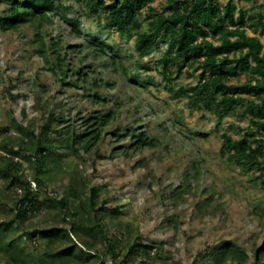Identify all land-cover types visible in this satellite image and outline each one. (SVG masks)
<instances>
[{
	"label": "rangeland",
	"instance_id": "374dc122",
	"mask_svg": "<svg viewBox=\"0 0 264 264\" xmlns=\"http://www.w3.org/2000/svg\"><path fill=\"white\" fill-rule=\"evenodd\" d=\"M226 1L217 0L220 4ZM58 2L69 6L68 17L78 19V30L53 15L39 33L51 60L55 50L64 66L73 67L64 82L60 71L49 70L38 54L40 43L33 42L36 27L0 24V157L9 155L21 162L39 200L65 194L70 169L78 165L77 184L82 194L99 186L97 205L117 207L114 216L100 212L94 217L103 224L108 238L116 237L114 255L109 241L97 240L94 257L75 264H112L126 254L128 245L138 252L126 254L127 264H253L254 248L264 243V187L256 179L261 172L264 175V165L259 168L229 161L222 150L223 132L235 139L245 137L252 145H264V130L251 124V114H238L246 103L221 117L204 106H194L188 95L167 88L160 61L167 50L165 44H155L141 55L135 48V35L106 26L101 11L91 12L79 0ZM262 2L238 1L237 5L247 14L264 15ZM9 4L10 0H0V15ZM151 5L166 9L168 0H152ZM146 12L144 7L138 17ZM258 31L247 29L248 34L263 40L264 34ZM100 43L106 51L99 49ZM79 69L85 74L78 73ZM171 69L170 84L176 91L198 81V67L185 65L179 74ZM246 79L240 71L231 77L232 82ZM95 89L103 97L97 102L88 96ZM260 94L264 97V91ZM243 95L253 98L250 93ZM96 112L110 116L101 139L87 152L53 148L58 160L46 186L33 178L36 164L24 158L28 151L4 149L5 143H27L42 134L56 143L67 137L65 126L79 130L82 120ZM138 138L148 144L135 143ZM96 145L99 154L93 151ZM20 192L0 178L2 203L13 205ZM5 216L0 210V220ZM57 217L60 215L51 205L44 204L26 226H49ZM22 232V227H16L9 236ZM226 241L244 249L247 257L240 263L219 261L215 251ZM20 243L34 258L45 248L38 235L31 240L22 236ZM148 243L154 246L145 254L140 244ZM260 259L264 263V254ZM0 264H4L2 253Z\"/></svg>",
	"mask_w": 264,
	"mask_h": 264
},
{
	"label": "trees",
	"instance_id": "16d2710c",
	"mask_svg": "<svg viewBox=\"0 0 264 264\" xmlns=\"http://www.w3.org/2000/svg\"><path fill=\"white\" fill-rule=\"evenodd\" d=\"M57 1L59 0H10V4L0 15V24L16 27L30 23L36 27L33 42L40 43L38 54L49 70L54 73L60 71V80L64 82L68 71L73 70V67L64 66L63 58L55 50L54 59L51 60L39 33L41 25L53 15L61 16L78 30V19L68 17L69 6ZM79 1L91 12L101 11L106 26L127 36L134 34L135 48L141 55L147 54L155 44H165L167 50L160 61L170 91L188 95L194 106H204L218 117L236 112L237 105L245 102L246 109L238 114H251V124L264 130V97L260 94L264 91V39L247 33V29H259L258 33L264 34V15L262 12L257 15L247 14L245 8L237 5L238 1L252 0H227L224 4L217 0H168V7L161 10L151 5L152 0ZM261 6L264 7V2ZM144 7L147 12L140 19L138 15ZM92 43L97 44V41L92 40ZM105 47L103 43L99 44L102 52L106 51ZM185 65L200 69L198 81L188 88L180 87L176 91L170 84L173 77L171 67H174V73L179 74ZM239 71L244 72L247 79L232 82L231 77ZM77 72L85 74L80 69ZM95 85H98L97 82ZM248 93L253 95L252 99L243 95ZM88 96L93 102L103 99L97 89ZM50 113L54 117L53 111ZM109 120V113L96 112L82 120L83 126L79 130L74 125L65 126L64 133L67 137H60L56 143L41 132L42 135L27 143H5L4 149L15 153L19 148L28 151L24 158L36 164L33 178L39 185L46 186L53 178L51 169L58 160L56 154L51 152L52 149L64 146L76 153L80 149L90 151L101 139L103 127ZM19 130L23 131V128L20 127ZM222 138V150L229 161L262 168V143L252 145L245 137L235 139L227 132L222 133ZM135 143L148 144L144 138H138ZM93 151L99 154V146L96 145ZM78 171V165L70 169L65 194L39 200L38 195L31 190L30 180L26 177L21 162L9 155L0 157V178L7 187L15 186L21 191L11 206L0 200V210L6 214L0 220V253L4 264H75L78 260H90L94 257L93 246L97 240L109 241L108 248L114 255L112 244L117 241L116 237L108 238L103 224L94 217L100 212L103 216H114L117 207L107 209L105 205H97L99 186H91L89 193L83 195L77 184ZM256 179L264 187L262 172ZM44 204L51 205L60 218L57 217V222L49 226L27 227L29 219ZM16 227H22L23 232L17 237H10V231ZM36 235L45 241V248L34 258L33 254L26 252L20 239L23 236L31 240ZM53 244L59 245V248L53 250ZM140 246V250L148 254L154 245L148 243ZM136 252L138 251L134 245L127 246L126 254ZM126 254L112 264H127ZM263 254L264 243L254 248L253 264H264L260 259ZM48 257L51 258L50 261ZM215 257L219 261L230 259L240 263L247 257V253L226 241L216 249Z\"/></svg>",
	"mask_w": 264,
	"mask_h": 264
}]
</instances>
